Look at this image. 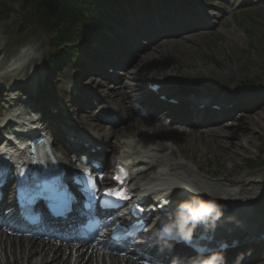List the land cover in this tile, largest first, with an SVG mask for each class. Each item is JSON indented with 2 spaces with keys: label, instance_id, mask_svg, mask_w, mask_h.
<instances>
[{
  "label": "rangeland",
  "instance_id": "rangeland-1",
  "mask_svg": "<svg viewBox=\"0 0 264 264\" xmlns=\"http://www.w3.org/2000/svg\"><path fill=\"white\" fill-rule=\"evenodd\" d=\"M0 3L12 9V12L0 14V31H6L5 33L9 30L18 31L22 27L26 11L22 2L20 0H0ZM237 12V14L228 13L224 20L212 29L196 32L195 34L198 36H194L195 38L190 37L191 34L163 38L158 42V50L155 53L162 61L164 59H188L195 67L200 68H213L217 64L223 67L227 63H231L233 66H243L240 70L236 69L233 72L232 79H225L222 77L221 71H218V74L215 73L214 77L211 76L206 80L211 83L214 81L223 82L225 87L229 83L235 86L243 85L242 82L249 81V78L257 81V76L264 75V1H261L258 7L240 8ZM30 28L38 34L37 41L41 45L44 39L43 31L35 25ZM187 39H190L191 43ZM152 54L154 53L149 50L144 55L153 57ZM156 69L167 72L164 68L156 67ZM245 77L246 79H243ZM116 101L119 103L120 100ZM255 111L259 113L256 116L257 119L241 128L242 133L239 134L233 130L229 133L232 135L231 137L224 138V134H222L223 137L216 136L220 139L217 144L214 142L215 139L204 144L199 140L190 139L183 143L179 154L183 153L187 162L192 160L204 167H210L212 170L222 168L229 173L230 179L251 174L245 169L247 167L244 158L253 153V150L261 143L262 146L264 145V138L261 136L264 134V105ZM249 115L250 113H247L245 117L247 118ZM178 136L179 132L177 131L174 136L177 141L181 138ZM220 145L222 146L219 149ZM216 152L217 154H215ZM229 152L233 154L229 155ZM229 160L235 162L236 169L229 164ZM262 169L257 171V174H252L257 175L258 178H256L261 179L264 183V168ZM256 203H259L257 197Z\"/></svg>",
  "mask_w": 264,
  "mask_h": 264
},
{
  "label": "bare ground",
  "instance_id": "bare-ground-1",
  "mask_svg": "<svg viewBox=\"0 0 264 264\" xmlns=\"http://www.w3.org/2000/svg\"><path fill=\"white\" fill-rule=\"evenodd\" d=\"M187 41L190 42L189 40ZM150 50L151 53H154L152 54L154 55L153 57L143 55L139 60L135 61L138 71L154 69L157 66L168 67V71L174 75L175 79L181 81H185L190 76L204 73L200 70L196 71L195 65L188 59H164L162 61L159 59L158 54L155 53L158 50L157 46H152ZM186 68L193 70L195 73L191 74ZM208 70H210L207 72L208 74L214 73L210 68ZM233 70L234 67L228 65L226 70L222 72V75L227 77L233 73ZM154 74L159 78H163L161 75L156 74V72ZM257 114L259 113H256L255 110L251 111L245 124H250L256 120ZM149 128V126L141 125L139 122L136 124L129 122L124 128L114 130L113 134L127 137L129 140L127 148L137 146V148L144 149V151H140L144 155L137 157V159L140 161V168L145 170L148 175L150 172L155 173V176H152L150 179H161V181H166L169 185L179 183V188L188 190L193 194H204L207 192L211 197L220 200L225 197L229 201H232L239 195L250 196L255 194L254 188L256 184L253 180H248L245 177L228 179L222 168L214 170L203 169L201 165L189 167L188 164L180 160L182 156L179 155V145L182 143H174L173 141L177 131L179 135L183 134L184 141L190 139L199 140L202 144L211 141V139H215L214 142L217 144L220 139L216 138V133L205 135L200 128L182 126L179 127V130L163 126ZM225 128L227 127H221V129ZM240 129L239 127L234 128L232 126L229 128V131L227 130L224 138L231 137L232 135H229V133L233 130H236L239 134L242 133ZM219 137L223 136L219 135ZM156 138L160 142H154ZM243 138L245 137L243 136ZM165 141L172 142L173 144L166 143ZM221 146H218V148L220 149ZM228 154L233 153L229 152ZM198 172L204 174L203 179L201 176H196ZM156 174H159V176H156ZM219 175L224 176V178L218 179ZM169 176H174V178ZM227 188L230 189L227 190ZM85 249L86 253L77 250L74 244L58 245L49 240L29 238L24 235H8L3 230H0V264H121L115 255H104L99 247L87 245ZM73 254H76L74 259L71 257Z\"/></svg>",
  "mask_w": 264,
  "mask_h": 264
},
{
  "label": "trees",
  "instance_id": "trees-1",
  "mask_svg": "<svg viewBox=\"0 0 264 264\" xmlns=\"http://www.w3.org/2000/svg\"><path fill=\"white\" fill-rule=\"evenodd\" d=\"M25 1H30V0H25ZM42 10L47 13L52 12L57 9V6L54 4L53 0H42Z\"/></svg>",
  "mask_w": 264,
  "mask_h": 264
},
{
  "label": "snow or ice",
  "instance_id": "snow-or-ice-1",
  "mask_svg": "<svg viewBox=\"0 0 264 264\" xmlns=\"http://www.w3.org/2000/svg\"><path fill=\"white\" fill-rule=\"evenodd\" d=\"M104 195H108V196H112V195H118V193H113L111 191V189H105L104 191ZM122 198H126V197H122ZM206 211V210H205Z\"/></svg>",
  "mask_w": 264,
  "mask_h": 264
}]
</instances>
